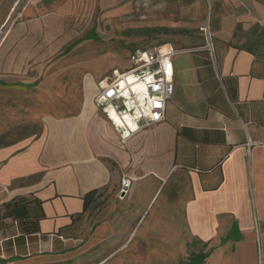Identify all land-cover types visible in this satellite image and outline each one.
<instances>
[{"label": "crops", "instance_id": "obj_1", "mask_svg": "<svg viewBox=\"0 0 264 264\" xmlns=\"http://www.w3.org/2000/svg\"><path fill=\"white\" fill-rule=\"evenodd\" d=\"M206 1L211 51L161 44L178 51L163 121L122 142L88 90L32 137L0 133V262L264 264V42H236L254 0Z\"/></svg>", "mask_w": 264, "mask_h": 264}, {"label": "rangeland", "instance_id": "obj_2", "mask_svg": "<svg viewBox=\"0 0 264 264\" xmlns=\"http://www.w3.org/2000/svg\"><path fill=\"white\" fill-rule=\"evenodd\" d=\"M193 1L0 0V115L16 119L0 131L2 139L38 134L48 114L73 115L103 74L127 68L138 50L204 43L201 26L210 9L197 0L189 12ZM214 3L217 13L221 2ZM252 5L238 23L242 46L264 42V0Z\"/></svg>", "mask_w": 264, "mask_h": 264}, {"label": "built area", "instance_id": "obj_3", "mask_svg": "<svg viewBox=\"0 0 264 264\" xmlns=\"http://www.w3.org/2000/svg\"><path fill=\"white\" fill-rule=\"evenodd\" d=\"M201 30L211 51L208 26ZM173 47L159 45L132 53L125 69L111 70L98 82L94 104L125 142L140 129L165 119L166 103L174 92ZM115 116V118L113 117ZM250 141L246 143L250 146ZM132 179L122 176L117 194L122 200L128 194Z\"/></svg>", "mask_w": 264, "mask_h": 264}, {"label": "trees", "instance_id": "obj_4", "mask_svg": "<svg viewBox=\"0 0 264 264\" xmlns=\"http://www.w3.org/2000/svg\"><path fill=\"white\" fill-rule=\"evenodd\" d=\"M5 212H4V216H16L15 214V206L13 203L11 204H6L5 206Z\"/></svg>", "mask_w": 264, "mask_h": 264}, {"label": "bare ground", "instance_id": "obj_5", "mask_svg": "<svg viewBox=\"0 0 264 264\" xmlns=\"http://www.w3.org/2000/svg\"><path fill=\"white\" fill-rule=\"evenodd\" d=\"M115 118V116H113Z\"/></svg>", "mask_w": 264, "mask_h": 264}]
</instances>
